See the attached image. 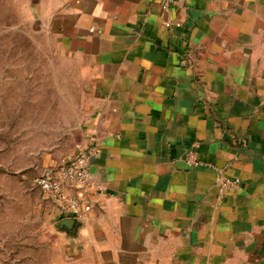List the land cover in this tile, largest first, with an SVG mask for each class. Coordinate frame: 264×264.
<instances>
[{"label":"crops","instance_id":"crops-1","mask_svg":"<svg viewBox=\"0 0 264 264\" xmlns=\"http://www.w3.org/2000/svg\"><path fill=\"white\" fill-rule=\"evenodd\" d=\"M19 1L73 67L83 103L76 140L41 172L89 137L97 145L90 212L66 232L48 202L64 263L264 264V0L0 7ZM224 179L240 182L221 192Z\"/></svg>","mask_w":264,"mask_h":264},{"label":"rangeland","instance_id":"rangeland-1","mask_svg":"<svg viewBox=\"0 0 264 264\" xmlns=\"http://www.w3.org/2000/svg\"><path fill=\"white\" fill-rule=\"evenodd\" d=\"M18 4L0 7V264H65L35 180L42 158L77 138L80 81Z\"/></svg>","mask_w":264,"mask_h":264},{"label":"built area","instance_id":"built-area-1","mask_svg":"<svg viewBox=\"0 0 264 264\" xmlns=\"http://www.w3.org/2000/svg\"><path fill=\"white\" fill-rule=\"evenodd\" d=\"M163 10L177 4L179 0H157ZM97 153L94 137L88 138V143L78 148L74 153L61 159L54 169H49L39 175L35 184L46 201L66 218H81L91 210L89 195L95 186L91 179L90 166ZM184 162L189 169L196 168L200 163L193 150H189ZM239 179H224L219 185L221 192L236 189Z\"/></svg>","mask_w":264,"mask_h":264},{"label":"water","instance_id":"water-1","mask_svg":"<svg viewBox=\"0 0 264 264\" xmlns=\"http://www.w3.org/2000/svg\"><path fill=\"white\" fill-rule=\"evenodd\" d=\"M79 219L80 218L63 219L62 221L58 223L57 227L62 231L70 232L75 227V225L77 224V220Z\"/></svg>","mask_w":264,"mask_h":264}]
</instances>
